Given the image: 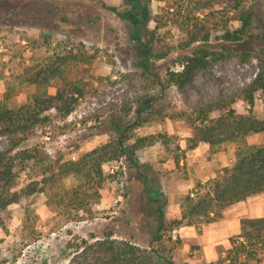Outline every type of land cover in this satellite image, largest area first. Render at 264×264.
<instances>
[{"label": "rangeland", "instance_id": "374dc122", "mask_svg": "<svg viewBox=\"0 0 264 264\" xmlns=\"http://www.w3.org/2000/svg\"><path fill=\"white\" fill-rule=\"evenodd\" d=\"M190 1L138 0L142 22L135 29L109 8L129 10L133 7L129 0H0L3 79L0 91L6 90L5 79L14 81L23 66L34 68L50 61L34 49L31 41L34 38L80 42L88 48V55L94 57L92 64L82 70L85 92L74 102L71 112L62 116L49 111V119L25 140L23 145L37 148L41 158L29 163L32 166L19 179L17 189L25 187L30 177H37L36 165L41 160L53 166L78 160L122 132L129 147L138 137L153 135L157 139L153 145L139 147L137 163L123 156L104 165L108 180L101 200L93 206L92 219L70 220L61 210L48 206L46 197L39 193L12 204L10 219L5 228L0 226V264H11L5 260H12L15 255L17 261L28 264H66L71 243L83 238H102L109 230L114 231L115 237L129 236L140 246L148 247L155 237L159 203L163 205L166 221L179 217L183 194L194 190L199 181L209 187L216 171L232 163L234 145L230 143L211 147L202 142L188 149L191 129L184 120L173 119L172 115L240 93L254 79L258 64L256 60L242 62L238 57H227L197 70L184 87L162 88L166 65L177 68L173 61L180 43L188 38L180 22L191 10L197 11ZM251 3L256 7L255 31L264 33V0H251ZM137 35L143 38L149 35L153 51L167 52V59L157 61L149 71L144 70ZM15 87L20 90L12 105L25 103L27 94L34 90L29 83L17 81ZM55 91V87L49 90L52 94ZM149 99L166 115L164 118L150 119L145 112L137 113ZM234 107L239 113L248 109L242 101ZM263 107L264 100L259 97L254 111L262 116ZM133 122L137 125L131 126ZM260 140V134L250 137L252 142ZM11 146V140L0 135V149ZM183 150H186L185 158L176 168L173 157L182 155ZM138 170L151 173L155 187L166 194V199L151 196L150 183ZM73 183L74 177L64 180L67 187ZM27 207L35 209L34 221L27 219ZM212 223L200 217L196 225L174 229L165 235L164 243L174 244L176 262L202 264L218 258L208 261L207 252L200 244L209 228L217 230ZM231 237L218 241V256L221 249L230 247ZM178 239L180 242L175 243Z\"/></svg>", "mask_w": 264, "mask_h": 264}, {"label": "trees", "instance_id": "16d2710c", "mask_svg": "<svg viewBox=\"0 0 264 264\" xmlns=\"http://www.w3.org/2000/svg\"><path fill=\"white\" fill-rule=\"evenodd\" d=\"M129 1L133 4L129 10L120 11L115 6L109 8L136 29L142 22V15L137 9L138 0ZM190 2L197 11L191 10L180 22L188 38L180 43L173 61L177 68L166 65L162 88L167 85L184 87L197 70L227 57H238L242 62L256 60L258 64L254 79L240 93L172 115L173 119L184 120L191 129L188 149H194L202 142L211 147L230 143L234 145L232 163L216 171L209 187L199 181L194 190L183 194L179 202V217L166 221L163 205L159 203V221L155 237L148 247L140 246L129 236L115 237L114 231L109 230L102 238H83L71 243L66 264H180L173 256L174 244L164 243L168 232L196 225L200 217L206 222L217 221L223 217V211L228 206L264 193V114L260 116L254 111L259 97L264 100V33L255 31L256 7L251 0ZM147 36L137 35L136 39L143 56L142 67L149 71L157 61L166 60L169 55L153 51V41ZM31 41L34 49L49 57L50 61L34 68L23 66L14 81L5 79L6 90L0 91V135L12 142L10 148L0 149V226L3 228L11 217L10 206L36 193L43 194L48 206L61 210L70 220L94 218L93 206L101 200L108 180L104 165L119 161L123 156L137 163L139 147L153 145L157 140L153 135L138 137L135 144L129 147L126 134L122 132L78 160L65 161L56 166L45 165L41 160V164L36 165L37 177H30L25 187L17 189L19 179L32 166L29 163L41 158L37 148L23 145L25 140L36 127L49 119V111L62 116L71 112L74 102L85 92L82 70L94 59L80 42L69 43L51 38H34ZM16 81L34 87L27 94L26 102L20 105L11 103L20 90L15 87ZM51 87L56 89L54 94L49 92ZM150 100L153 99L138 108L137 113L141 115L145 112L150 119L155 116L164 118L166 115H162ZM238 101L248 107L246 113L235 109L234 104ZM133 124L137 125L133 122L131 126ZM256 134L261 135V140L250 141V137ZM182 152V155L173 157L176 168L185 158L186 150ZM138 171L150 183L151 196L166 199V194L155 187L151 173ZM69 177H74L75 183L67 187L64 180ZM26 213L28 220L34 221L37 217L32 207H27ZM168 240L171 242L172 239ZM230 244L229 248L220 250L216 260L202 264H264V216L242 218L241 231L230 238ZM17 256L5 261L28 264L17 261Z\"/></svg>", "mask_w": 264, "mask_h": 264}, {"label": "crops", "instance_id": "0c3cea01", "mask_svg": "<svg viewBox=\"0 0 264 264\" xmlns=\"http://www.w3.org/2000/svg\"><path fill=\"white\" fill-rule=\"evenodd\" d=\"M263 194L252 195L245 200L228 206L223 211L222 218L213 221L214 223L211 222V225L216 224L217 230L209 228L208 233H206L207 235L200 242L204 251L207 252L208 261H212L218 257V252L216 251L218 241L240 233L242 218L264 216Z\"/></svg>", "mask_w": 264, "mask_h": 264}]
</instances>
